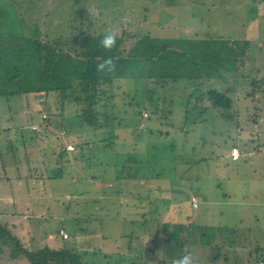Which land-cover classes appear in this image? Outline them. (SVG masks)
Here are the masks:
<instances>
[{
	"label": "rangeland",
	"instance_id": "374dc122",
	"mask_svg": "<svg viewBox=\"0 0 264 264\" xmlns=\"http://www.w3.org/2000/svg\"><path fill=\"white\" fill-rule=\"evenodd\" d=\"M219 1L0 0V51L13 36L54 42L67 35L72 24L77 26L80 20L96 16L94 8H99L105 16L100 17L102 23L117 34L126 32L128 43L146 32L177 40L184 44L183 49L206 38L218 45L238 47L252 37L246 62L237 72L250 78L234 85L237 95L242 96L251 89V77L264 76V46H258L264 43V17L245 14V4H238L242 0H222L223 6ZM148 79L143 72L122 76L118 86L128 109L113 130L67 131L68 137L62 140L71 148L62 155L54 144H47L49 138L44 140L40 135L38 142L46 150H40L36 143L33 153L28 152L36 159L33 166H40L39 171L52 177L0 180V216L10 218L11 223L21 220L23 228L19 232L34 236L38 245L51 234L79 249L102 248L109 255L99 253L97 257L107 258L110 264H129L132 260L146 264L149 254L142 250L144 256L138 257L139 247L145 249L151 244L160 222L174 219L198 223L206 229L203 239L207 243L201 239L183 248L184 252L190 248L198 260L204 259V254L211 258L219 249L234 264H254L256 258H264V209L255 215L249 209L231 206L233 201L237 203L235 191L242 192L245 201L264 200L262 189L251 191L257 187L251 185L257 174H264V162L251 164L248 158L232 161L225 155L232 143L247 148L258 144L256 127L247 111L241 108L233 115L226 110L222 115L213 106L203 112L197 111L201 107L192 106L209 86L226 89L219 79H212L201 90L198 85L205 79L198 76H180L177 82L166 81L162 87L150 85ZM15 99L11 102L0 96V149L8 177L16 171L22 174L23 166L29 163L23 149L15 152L13 132L34 134L30 126L44 125L46 115V111L37 113L38 104L35 111L15 113L14 106L22 108ZM261 107L258 127L264 137V103ZM8 109H13L10 116ZM252 111L249 107L248 113ZM7 117L12 119L6 121ZM56 118L50 119V129L47 127L44 133H56ZM9 157L17 166L8 165ZM253 168L260 169L255 172ZM245 180L249 186L244 185ZM192 193L197 196L198 207L191 204ZM60 228L70 235L69 240L61 239ZM131 244L134 248L129 249ZM255 245L260 247L258 254ZM166 260L170 261L169 257Z\"/></svg>",
	"mask_w": 264,
	"mask_h": 264
},
{
	"label": "trees",
	"instance_id": "16d2710c",
	"mask_svg": "<svg viewBox=\"0 0 264 264\" xmlns=\"http://www.w3.org/2000/svg\"><path fill=\"white\" fill-rule=\"evenodd\" d=\"M100 17L98 15L88 16L80 20L77 26L72 24L69 33L63 37L59 36L54 42L13 36L9 44H4L0 51V96L11 102L16 97L15 102L22 103L20 110L14 106L15 113L23 109L35 111L34 106L38 104L40 109L37 113L46 111V115L43 114L44 125L40 123L42 126H30L34 134L24 136L22 131L17 134L13 132L15 152L23 149L26 152L24 159L29 162L23 166L22 174L16 171L9 177L7 176V172L4 171L6 161L3 160L0 149V164L3 165L0 180L13 177L34 180L52 177L45 171V174L39 171L40 166H33L36 159L30 156L36 143L39 144L40 135L44 137V140L49 138L47 144H54L58 153L62 155L67 152L68 146L62 139L68 137V133L87 130L93 133L108 131L120 125L128 109L126 103L122 101L124 92H121L118 86L125 73L141 74L143 72L149 78L150 85L159 87H162L166 81L177 82L180 76L188 78L198 76L201 80L205 79V82L203 80L198 85L200 90L203 89L204 84H211L212 79H219L220 82L226 84V89H222L218 85L219 82L215 81L216 86H219L222 91L217 90V87L210 88L209 86L204 95L200 93V96L196 98V103H191L192 106L201 107L197 110L198 112H203L207 107L213 106L221 114L228 110L233 115L238 114L243 108L252 122H258L259 106L257 104L252 106L251 113H248V108L251 98L252 101L258 100L259 94L261 98L264 97V76L251 77L249 86L252 90L242 96L237 95L238 90L234 86L235 84L242 85L244 80L250 78L245 74H237L246 62L248 45L245 43L238 47H230L209 42L206 38L204 42L193 45L188 43L187 48L183 49V43L179 44L177 40L149 32L135 36V39L128 43L129 35L121 32L117 35L115 47L106 51L99 46V40L104 34V31L98 30L100 29L98 26ZM138 34L140 33L136 35ZM106 56L114 59L115 71L105 74L98 73L96 63ZM163 65L165 67H162ZM223 72L226 74H222ZM190 96H192L191 93ZM117 97L121 98V103ZM237 97L243 101L241 107H236ZM12 110H7L9 116ZM55 111L57 112L54 113ZM141 115L143 116V112ZM53 116H57L55 120L57 126L54 125L56 133H44L47 127L50 129V119ZM11 119L12 117H7L6 121ZM41 149L46 150V147L40 145ZM8 160L10 167L17 166L15 161L10 162V157ZM16 213V215L23 216L22 212ZM13 215L12 217H15ZM9 219L0 216V264H101V262L110 264L107 258L97 257L99 253H103L104 256L109 255L102 248L93 246L79 249L74 244L65 245L55 235L49 238L47 234L45 241L38 245L34 236L25 237L19 232L23 228L21 220L18 219L11 223ZM159 226L157 233L155 231L153 233L151 244L145 249L139 247L138 257L144 256L142 250L147 255L149 254L148 259L145 260L146 264H151L154 260L157 264H171V258L174 259L182 253L190 252V248L184 252V246L190 247L198 240L201 241L206 234V229L198 223L191 225L190 222H182L178 219L171 222H160ZM61 230L64 231V229L60 228L58 231L61 239L69 240L70 235L67 233L66 237H63ZM203 241L207 243L205 239ZM128 248L134 247L131 244ZM158 255L163 257V260L159 259ZM203 256L204 259L199 260V263L204 261V264H234L229 262L224 252H218L211 258L206 254ZM166 257H169L170 261H167ZM208 258L209 261H207ZM259 259L264 260V258H256V263ZM128 263L137 264L133 260Z\"/></svg>",
	"mask_w": 264,
	"mask_h": 264
},
{
	"label": "crops",
	"instance_id": "0c3cea01",
	"mask_svg": "<svg viewBox=\"0 0 264 264\" xmlns=\"http://www.w3.org/2000/svg\"><path fill=\"white\" fill-rule=\"evenodd\" d=\"M222 2H223L222 0L219 1V4L221 6H223V3ZM263 2H264V0H263ZM240 3H241V5L242 4H245V6H244L245 7V14L250 13L253 17L258 16L261 19H262V16L264 17V3L261 4L260 0L258 2H256L255 0H242L238 4H240ZM94 9L96 11L95 14H94V10H92V8H89V10H90V12L92 14L98 15L99 17L101 16V18L103 19L104 14L100 11V9L99 8H94ZM112 9H114V7ZM89 10L87 12H89ZM98 21H99L98 22V26L100 27V29H102V30H99V29L98 30L99 31L106 30L107 29V24H105V23L103 24L101 19H99ZM146 22H147V19L144 18L143 23H146ZM125 28H127V27H125ZM124 29H121V30H124ZM252 39H253L252 37L245 38L243 40V42L241 43V45L242 44L244 45V43H245V45H250V42L252 41ZM258 46H264V43H259ZM259 76H261V75H259ZM250 90H252V89H250ZM250 90H245L243 94H247L246 92H248ZM258 94H259V92H258ZM259 95L261 96V94H259ZM258 100L256 99V102L255 103L250 104V107H252L255 104H257V106H259V109L262 110L261 105L264 103V101H262V98H261L260 101H262L263 103L262 102L259 103ZM242 102H243L242 99H240V97H237V101L235 102L236 107H241L242 106ZM250 102H252V98H251V101ZM253 124L256 127V135L258 137V144L255 147H249V148H247V145L245 147H243V146H239L237 143H232L231 144V147H238L239 157H238V159H233L230 156V149L231 148H229L226 151L227 154H225L227 158L231 159L232 161H238V160L243 159V158H248V160L251 161L250 162L251 164H254V162L255 161H258V160L264 162V137L262 136L263 133H260V131H259L258 122L256 123V121H253ZM247 140H249V138H245V141H247ZM244 144H246V142H244ZM262 168H263L262 170L264 171V167H262ZM257 169L259 170L260 168H257ZM257 169L256 168H253L252 170L256 172ZM257 175H258V179L255 178L254 179V182L251 183V185H255L256 184L257 187H254L253 186V188H252L251 191H253V189L254 190H256V189H262L263 192H264V174L262 173L261 175L260 174H257ZM244 185L249 186L247 184V181L246 180H245ZM246 190H248V189H246ZM190 196L191 197L192 196H195L196 199H197V196H196L195 193H192ZM235 196L237 197V199H234V200H236L237 203L233 201L232 204H231V206L233 205L234 208H236V209H239L240 207H243L245 209H249L250 210L249 212L252 213V214H255L256 213L255 215H257L258 213L262 212L263 209H264V200H257V201H249V200H247V201H245V200L241 199L245 195H243L242 192L237 193L236 191H235ZM191 204H192V202H191ZM193 207H198V199H197V206H193ZM263 228H264V226H263ZM48 236L50 238L51 237V234L50 235L48 234ZM52 237H53V235H52ZM218 247H221L222 248V245H219ZM235 247H236L235 250H237L238 249V246H235ZM259 248L260 247L257 246V245L254 246V249H255L254 251H255L256 254H258V252H259L258 249ZM219 251L220 252H223L221 249H219ZM235 252L236 251H234V254L233 255H235ZM250 254H251V252H250ZM228 259H229V262L234 263L233 260H231L230 258H228ZM257 260L255 259L254 264H256V261ZM259 260H262V259H259ZM13 264H15V263H13Z\"/></svg>",
	"mask_w": 264,
	"mask_h": 264
},
{
	"label": "clouds",
	"instance_id": "9594fccd",
	"mask_svg": "<svg viewBox=\"0 0 264 264\" xmlns=\"http://www.w3.org/2000/svg\"><path fill=\"white\" fill-rule=\"evenodd\" d=\"M117 35L118 34L115 31L106 29L99 40V46L106 51H110L113 47H115ZM115 68V61L110 56H106L96 63V71L101 74L111 73L115 71ZM158 257L159 259L163 260V257L159 255ZM151 264H157V262L154 260L151 262ZM171 264H199V260L194 253L187 252L176 256L174 259H172Z\"/></svg>",
	"mask_w": 264,
	"mask_h": 264
},
{
	"label": "built area",
	"instance_id": "2783aa9c",
	"mask_svg": "<svg viewBox=\"0 0 264 264\" xmlns=\"http://www.w3.org/2000/svg\"><path fill=\"white\" fill-rule=\"evenodd\" d=\"M69 147L70 146H67V148H69ZM230 156L233 159H238V157H239V150H238L237 147H231V149H230ZM191 201H192V205L193 206H197V199H196L195 196H192L191 197ZM61 234L63 235V237H66V235H67V233L65 231H63V230H61ZM256 264H264V261L263 260H259Z\"/></svg>",
	"mask_w": 264,
	"mask_h": 264
},
{
	"label": "bare ground",
	"instance_id": "6f19581e",
	"mask_svg": "<svg viewBox=\"0 0 264 264\" xmlns=\"http://www.w3.org/2000/svg\"><path fill=\"white\" fill-rule=\"evenodd\" d=\"M117 9V8H116ZM103 11V10H102ZM116 11V10H115ZM103 13V12H102ZM112 14V13H111ZM114 15H115V13H114ZM105 17V16H104ZM108 17V16H107Z\"/></svg>",
	"mask_w": 264,
	"mask_h": 264
}]
</instances>
